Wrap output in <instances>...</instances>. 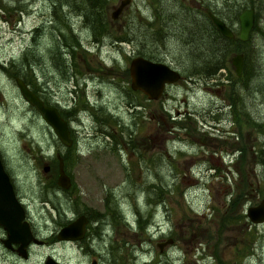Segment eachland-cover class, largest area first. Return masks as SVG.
<instances>
[{
	"label": "rangeland",
	"instance_id": "rangeland-1",
	"mask_svg": "<svg viewBox=\"0 0 264 264\" xmlns=\"http://www.w3.org/2000/svg\"><path fill=\"white\" fill-rule=\"evenodd\" d=\"M120 1L103 0L92 8L86 0H0V159L41 242L29 248L26 260L0 248V264H42L47 257L60 264H264V224L252 225L244 215L264 198V168L254 159L264 151V0H193L221 12L226 22L254 10V27L240 47L242 78L228 59L207 79L199 65L172 62L181 79L161 102L173 113L195 112L206 122L205 134L200 126L180 128V116L159 121V101L138 123L139 98L125 88L136 55L161 52L176 62L190 52H209L214 61L213 40L195 37L191 17L162 11L155 0H129L109 24ZM170 1L157 0L163 6ZM182 2L194 8L190 0ZM232 50L228 56L237 54ZM15 77L44 103L70 113L73 161L88 168L71 176L70 201L54 184L62 146L20 98ZM230 97L234 104L228 107ZM221 104L220 115L215 108ZM88 112L110 114V134L125 143L94 134ZM116 120L125 131L119 132ZM190 128L197 131L188 135ZM176 151L182 154L174 156ZM84 212L96 219L85 237L56 242V231ZM167 240L171 244L159 253L156 244Z\"/></svg>",
	"mask_w": 264,
	"mask_h": 264
},
{
	"label": "water",
	"instance_id": "water-1",
	"mask_svg": "<svg viewBox=\"0 0 264 264\" xmlns=\"http://www.w3.org/2000/svg\"><path fill=\"white\" fill-rule=\"evenodd\" d=\"M129 0L120 1L118 6L111 12L110 18L115 20L123 7L127 5ZM253 9L242 10L237 16L238 33L236 39L244 43L249 38V33L254 23ZM210 20L216 31L225 39H232L233 33L219 20L209 15ZM231 67L234 75L239 78L242 71V56L237 55L231 59ZM129 87L131 91H137L147 96L149 101L158 100L162 94L165 85H171L180 79L177 71L172 70L160 63H154L141 57H134L128 65ZM20 98L30 106L39 116V118L47 125L60 145L69 147L71 139L69 138V130L66 122L60 117L57 109L52 106H46L42 101L33 94L24 83L18 79H13ZM56 185L61 189H67L70 182L62 170V163L58 156ZM48 166H43L42 173L47 172ZM245 217L252 225L264 224V198L260 199L255 206L248 207L245 210ZM86 219L83 216L77 217L74 221L61 227L55 239L58 242H78L85 234ZM0 226L2 227L6 240L4 245L10 243L18 245L16 254L21 259H26V249L31 245H39L32 235L30 227L24 221V210L20 203L15 199L9 179L4 172L0 160ZM171 244V240L156 244L158 252H161L163 246ZM42 264H60L47 257ZM90 264H95L92 260Z\"/></svg>",
	"mask_w": 264,
	"mask_h": 264
},
{
	"label": "flooded vegetation",
	"instance_id": "flooded-vegetation-1",
	"mask_svg": "<svg viewBox=\"0 0 264 264\" xmlns=\"http://www.w3.org/2000/svg\"><path fill=\"white\" fill-rule=\"evenodd\" d=\"M183 1V0H182ZM182 1H180V0H171L168 4H167V6H163L162 5V3L160 4L159 2H157V0H155V1H153L154 3H155V5L157 6V8L158 9H162V7H164V9H162V11H165V10H167V9H172L173 10V12H175L174 13V15L176 14V13H178V12H180L179 10H181V12H183V14H184V16H186V17H191L192 19H189V22L190 21H192V24H193V27H194V34L193 35H196L195 37H197V36H209V35H211V34H214V32H216L219 36H220V34L216 31V29H215V27L213 26V24H212V22H211V20H210V17H209V15H212L214 18H216L217 20H219V21H221L232 33H233V38L232 39H226V40H231V41H233V43L234 44H239V46H234V45H232V47L233 48H235V51H238L237 52V54H233V53H235L234 51H233V55L232 56H225V55H223V59H224V62L226 63V60L228 59V62L230 63V66H231V59L234 57V56H237V55H241L242 56V68H243V64H244V56H243V54L241 53V51H240V47H241V45H243V44H245V43H247V41L246 42H244V43H241V42H239L237 39H236V35H237V33H238V22H237V16L236 17H232L231 19H230V23H229V21L228 22H226L222 17H221V12H217V11H215V9H210V8H207V7H201V5H200V3H199V1H197V2H195V1H193V0H190V3L192 4V5H194V8L193 9H191L190 7H187V6H183L184 4H183V2ZM181 3V7H180V9H178V6H179V4ZM249 9H252V8H249ZM245 10V9H244ZM254 11V10H253ZM254 17V16H253ZM110 19V18H109ZM173 19H174V16H173ZM109 22V24H113L114 23V20H109L108 21ZM236 24V27H237V30H235L234 29V27L232 26V24ZM113 26V25H112ZM253 27H254V23H253ZM253 27H252V29H253ZM252 29H251V31H252ZM236 31V32H235ZM251 31H250V33H251ZM250 33H249V35H250ZM180 34H183L182 33V31H180ZM221 37V36H220ZM211 38V37H210ZM221 38H223V37H221ZM223 39H225V38H223ZM213 40V39H212ZM221 40V39H220ZM217 53V55H218V57L219 56H221L220 54H219V52H216ZM191 54H193V55H191ZM135 57H141V58H143V59H146V60H148V61H151V62H154V63H160V64H163V65H165L166 67H168V68H170V69H172V70H174L175 69V67L176 66H180V65H184L185 64V62L186 61H190V63H191V65H193V67L194 66H197V65H199V66H201V67H203V66H210V64L211 65H213L214 63H216V60H214V61H212L211 60V56H210V53L209 52H190V53H187V55H184L183 57H182V60H179V61H168L166 58H167V55L166 54H163L162 55V53L160 52L159 54H157V55H151L150 57H146L145 55H143V54H141V55H136ZM134 58V57H133ZM220 58H218L217 60H219ZM130 62V61H129ZM172 62H174L175 63V67H173L172 66ZM128 65H129V63H128ZM221 70V69H220ZM176 71V70H175ZM127 74H128V68H127ZM180 75V74H179ZM129 77V76H128ZM15 78H17V77H15ZM19 79V78H18ZM180 79H181V77H180ZM179 79V80H180ZM207 79V78H206ZM21 80V79H20ZM179 80L178 81H176L175 83H173V84H171V85H165V87H164V89H163V91H162V94H161V96L159 97V99L158 100H155V101H149L148 99H147V96L146 95H144V94H142V93H140V92H137V91H131L130 90V87H129V83H127V85H126V88L125 89H128V91H131V92H133V94H136L137 96H138V112H139V115L138 116H135V118H137V120H138V123L140 122V121H142V119H146V115L145 114H143V112L145 111V109H147L148 107H149V109L148 110H150V105H152L153 103H155V102H160L161 103V110L163 111V112H160L159 114H160V116H157V119L159 120V121H161V122H165V121H168V120H170V121H173L174 119H175V117H181V118H179L178 120H179V124H178V126H180V128H182V129H184L183 128V126H188V127H190L191 125H194V128H197V126H200V130H199V128H198V132L199 133H203V134H205V132L203 131V129H204V126L206 125V122H204V123H202L201 121L199 122V119H196L194 116V114H195V112H192V113H194V114H192V113H186L185 114V116L183 115V114H179V113H177V112H175V113H173V112H171V109L169 108V107H167V106H165L164 105V102H161V99L162 100H164V91L165 90H167V89H171V88H173L174 86H176V84H178V82H179ZM22 81V80H21ZM186 81H188L189 83H192L193 81L191 80V77H189V78H187V80ZM23 82V81H22ZM24 83V82H23ZM24 85H26L25 83H24ZM26 87L29 89V87L26 85ZM30 91H31V89H29ZM32 93H33V91H31ZM33 94H35V93H33ZM36 95V94H35ZM37 96V95H36ZM38 97V96H37ZM126 100V98L124 99V101ZM228 103H227V105H228V107H230L231 106V104L233 103L234 104V100L230 97V98H226L225 99ZM42 101V100H41ZM126 102H127V100H126ZM42 103L44 104V105H46V106H51V105H49V104H45L43 101H42ZM131 103H130V99L128 98V105H127V107H126V109H125V111L126 112H128V110H129V108H130V105ZM75 106V104H73L72 106H71V109L73 108ZM52 107H55V106H52ZM223 105L221 104L219 107H216L215 109H217V113H219L220 115H221V109H223ZM56 108V107H55ZM57 109V111H58V113H59V115H60V117L66 122V125H67V128H68V130H69V138L71 139V145L69 146V147H64V146H62V153H61V155H56V156H58L59 157V159L61 160V163H62V170H63V172H64V174L66 175V177L68 178V180H69V182H70V186L67 188V189H61V188H59V187H57V185H56V176H55V180H54V184H55V186H56V188H57V190H59V192L63 195V197L66 199V200H69L70 198L68 197V195H69V193H70V190H71V188H72V184H71V176L73 177V178H75L77 175H78V173H76L75 171L77 170H88V168H87V165H85L84 163L81 165V162L79 161V159H77V160H75V161H73L74 160V156H73V148L75 147V144H76V141H75V139H74V136H73V132H72V130H71V128L69 127V122H70V113L68 112V110H66L65 108H61V109H58V108H56ZM230 110H232V108H230ZM92 111V110H91ZM77 112H79V108L77 109ZM92 112H96V110L95 111H92ZM153 112V113H152ZM128 113H130V112H128ZM149 113H152L151 115H154V111H151V112H149ZM88 115H87V117H89L90 119H91V121H92V123H93V125H94V127L92 128V130H93V132H94V134L95 133H97V132H100L101 134H102V136H104V135H106L107 137H110L113 141H114V143H116V144H121L122 143V145L125 143V142H122L121 140H118L119 139V136H117V137H115L112 133L110 134V131H111V129L113 130V128H114V123L111 121V118H112V116L109 114H107L106 112H105V115H102L101 117H96L95 115H92L91 113H87ZM94 116V117H93ZM181 119V120H180ZM154 120V119H153ZM75 121L79 124V126L81 127V126H83V122H82V120H80V118H76L75 119ZM117 121V128H119V132L121 131V130H123V131H125V125H123V124H121L120 125V123L118 124V120H116ZM121 121V120H120ZM156 122H157V120H156ZM130 124H132V122H130ZM140 124H142V122H140ZM129 125V124H128ZM133 125H134V122H133ZM196 125V126H195ZM223 126V125H222ZM224 128V127H223ZM222 128V129H223ZM185 130V129H184ZM194 131H197V129L196 130H194ZM192 132V129L190 128L189 130H187V134L189 135V133L190 132H192V133H195V132ZM109 132V133H108ZM220 133H222V134H226V131L225 130H221V131H219ZM185 141V140H184ZM193 141V140H192ZM197 142L200 144V145H202V146H205V141L204 140H202V141H199V140H197ZM179 144H180V142H179ZM188 145V143L185 141V145L184 146H182V147H186ZM182 153L180 152V151H176V152H174L173 153V155L174 156H177V155H181ZM56 156H55V160H56V164H57V158H56ZM85 159H87V158H85ZM1 160V159H0ZM86 163H87V161H86ZM1 164H2V161H1ZM2 166H3V164H2ZM80 166V167H79ZM76 168V169H75ZM3 169H4V172L6 173V175L8 176V179H9V184H10V186H11V189H12V193H13V195H14V197H15V199L20 203V205L22 206V208H23V210H24V221H26L27 223H28V225H29V227H31L30 226V223H29V218H28V216H27V210H26V205L25 204H23L22 203V200L20 199V197H19V195H18V192H17V186H16V184H15V180L14 179H12L10 176L11 175H9L7 172H6V170H5V167L3 166ZM48 171H49V167H48V170H47V172H45L44 174H46V173H48ZM56 171H57V165H56ZM57 174V173H56ZM70 201V200H69ZM53 211H54V213H55V215L56 216H59V210L58 209H53ZM79 216H83L85 219H86V225H85V234H84V237H85V235H86V232H87V228H88V226H89V219L90 218H92L93 219V217H90V215L87 213V212H84L83 214H79V215H76L74 218L72 217V219H70L65 225H67L68 223H70V222H72V221H74L77 217H79ZM96 221V220H95ZM95 221H93V223L95 222ZM65 225H63V226H65ZM63 226H61V227H63ZM60 227V228H61ZM59 228V229H60ZM58 229V230H59ZM57 230V231H58ZM31 231V230H30ZM57 231H56V233H57ZM32 233V232H31ZM56 233H55V235H56ZM33 235V234H32ZM55 235H54V239H55ZM34 237V236H33ZM83 237V238H84ZM82 238V239H83ZM36 239V238H35ZM81 239V240H82ZM6 240V236H5V233H4V231H3V229H2V227L0 226V248H1V250H3L9 257H16L17 259L19 258V256H17V254H16V249H17V247H18V245L16 244V243H10L8 246H5L4 245V241ZM80 240V241H81ZM38 241V240H37ZM55 241H56V239H55ZM38 242H40V241H38ZM56 242H58V241H56ZM79 242V241H78ZM40 244H41V242H40ZM39 244V245H40ZM32 245L30 244L28 247H27V249H26V259H27V256H28V251H29V248L31 247ZM1 258H3V255H1ZM19 259H21V258H19ZM26 259H21V260H26ZM44 262V261H43Z\"/></svg>",
	"mask_w": 264,
	"mask_h": 264
},
{
	"label": "trees",
	"instance_id": "trees-1",
	"mask_svg": "<svg viewBox=\"0 0 264 264\" xmlns=\"http://www.w3.org/2000/svg\"><path fill=\"white\" fill-rule=\"evenodd\" d=\"M86 1L92 8L93 7L95 8L96 5H97V7H100L103 3V0H93L94 2H92V3L90 2V0H86ZM234 17H236V16H234ZM177 19H179V21L181 22L182 18L177 16ZM230 19H229V23H230ZM98 35L101 37L103 35V32L98 34ZM208 37L209 38L211 37L210 39H213V43L211 45V52H213V53L219 52V54L221 56L218 57L220 59L216 60V63H214L213 65L203 66L202 73H203V75H205L206 78L213 76L217 70L225 68L226 65H225V62L223 59V55L228 56V54L233 51L232 45L239 46V44H234L233 41H231V40H226V39L221 38L216 32H214V34L209 35ZM243 72H245V71L243 70ZM243 76H244V74L242 73L240 75V78H242ZM188 77L189 76H187L186 78H188ZM255 154H256V157L254 158L255 161L260 166V168H264V151H260V152L258 151ZM89 220H90L89 223H92L96 219L90 218Z\"/></svg>",
	"mask_w": 264,
	"mask_h": 264
}]
</instances>
